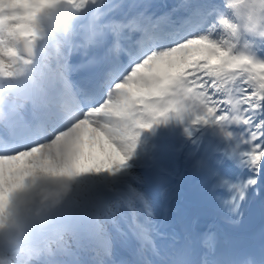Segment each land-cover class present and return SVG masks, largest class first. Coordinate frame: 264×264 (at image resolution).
Segmentation results:
<instances>
[{
  "label": "snow or ice",
  "instance_id": "1",
  "mask_svg": "<svg viewBox=\"0 0 264 264\" xmlns=\"http://www.w3.org/2000/svg\"><path fill=\"white\" fill-rule=\"evenodd\" d=\"M0 264H264V0H0Z\"/></svg>",
  "mask_w": 264,
  "mask_h": 264
},
{
  "label": "clouds",
  "instance_id": "2",
  "mask_svg": "<svg viewBox=\"0 0 264 264\" xmlns=\"http://www.w3.org/2000/svg\"><path fill=\"white\" fill-rule=\"evenodd\" d=\"M8 247L7 238H5V248Z\"/></svg>",
  "mask_w": 264,
  "mask_h": 264
}]
</instances>
